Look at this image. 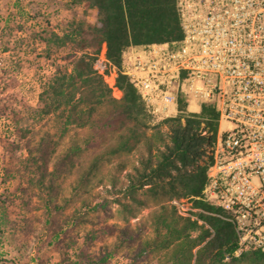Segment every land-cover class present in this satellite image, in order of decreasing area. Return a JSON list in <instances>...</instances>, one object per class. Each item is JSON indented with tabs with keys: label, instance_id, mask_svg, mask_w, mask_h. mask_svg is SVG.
Returning a JSON list of instances; mask_svg holds the SVG:
<instances>
[{
	"label": "trees",
	"instance_id": "obj_1",
	"mask_svg": "<svg viewBox=\"0 0 264 264\" xmlns=\"http://www.w3.org/2000/svg\"><path fill=\"white\" fill-rule=\"evenodd\" d=\"M175 1L71 0L85 14L94 10L96 22L75 21L61 35L51 32V38L40 36L45 46L69 44L74 59L69 70L57 66L39 94V117L51 118L54 131L45 130L35 139L31 130H15L23 141L15 148L23 147L26 156L3 168L8 179H13L15 173L19 175L24 183L22 195L34 190L39 193L41 206L31 208H43L41 227L31 230V201L19 200L16 195L0 196V232L16 252L15 264H106L126 245L125 257L132 264L171 246L172 257L162 264H264V252L259 251L224 261L236 247V234L230 223L210 215H221L219 209L200 199L217 139L216 109L202 104L198 114L151 124L126 76L117 73L121 98L116 100L93 68L103 46L106 59L119 70L121 53L129 45L180 41L182 30ZM185 107L179 98V111H185ZM70 130L77 131L63 145ZM79 131L86 135L84 139L77 138ZM73 174L68 184L72 198H68L62 193L63 185ZM94 186L97 188L92 193ZM183 199L201 212L179 214L170 202ZM72 201H79V206L72 214L64 215ZM151 204L155 209L147 221L138 223L136 230L120 229V240L111 250L98 256L83 250L73 258L67 254L65 241L72 237L69 232L75 220L80 227L87 225L90 215L109 218L114 205L121 217L135 218L140 208ZM17 209L24 213L20 220L11 217ZM148 228L153 236L143 238L141 245L130 250ZM112 232L108 228L99 230L101 236ZM29 235L42 240L38 249L42 245L51 248L59 260L52 262L43 249L32 256ZM94 239L97 235L92 233L83 243L90 245Z\"/></svg>",
	"mask_w": 264,
	"mask_h": 264
},
{
	"label": "built area",
	"instance_id": "obj_2",
	"mask_svg": "<svg viewBox=\"0 0 264 264\" xmlns=\"http://www.w3.org/2000/svg\"><path fill=\"white\" fill-rule=\"evenodd\" d=\"M175 5L180 41L129 45L119 70L103 46L93 68L116 100L117 73L126 76L152 124L198 114L202 104L216 109L217 139L200 199L219 209L221 215H210L230 223L236 234V247L224 261L264 252V0ZM170 203L183 216L201 212L182 200Z\"/></svg>",
	"mask_w": 264,
	"mask_h": 264
},
{
	"label": "rangeland",
	"instance_id": "obj_3",
	"mask_svg": "<svg viewBox=\"0 0 264 264\" xmlns=\"http://www.w3.org/2000/svg\"><path fill=\"white\" fill-rule=\"evenodd\" d=\"M75 21L94 24L96 13L91 10L85 14L82 7L71 3V0H0V196L13 197L16 195L20 196L19 200L28 199L31 201L29 207L32 214V220L29 223L32 225L31 230L40 228L43 220V208L40 207L38 210L31 208L32 206H41L39 193L34 190L27 195H22L20 188L24 186V183L21 182L19 175L15 173L13 179H8L4 176L3 168L16 160L22 161L26 156L23 147L15 148L16 145L20 146L23 142L18 138L15 130H31L36 139L43 131L52 129L53 120L51 118L41 119L39 117V109L42 106L39 94L54 75L56 68L65 67L68 70L71 68L74 57L70 54L74 50L69 44L60 47L55 44L45 46L40 41V36L45 35L47 38H51V32L61 35ZM50 131L53 132L54 128ZM75 131L68 132L67 137L63 140V145L68 143V139L74 136ZM81 133L80 131L76 133L78 139L85 138L86 135ZM82 146H84L83 143ZM106 174L107 170L104 171L103 176ZM74 177V174L70 175L63 185L62 193L68 198H72L68 184ZM96 188L97 186L92 188V193L96 191ZM19 200L17 203L20 205ZM182 201L184 204H190L186 199ZM78 206L79 201L70 202L65 208L64 215L72 214ZM154 209L155 206L151 204L148 207L140 208L135 218L125 219L120 216L114 205L109 218L102 215H90L87 217L89 219L87 225L82 224L80 227L77 226L75 220L73 229L69 232L72 237L65 241L67 254L73 258L78 255L80 250H83L91 256H98L106 249L111 250L113 245L120 240L118 236L120 229L130 227L136 230V225L147 221L148 215ZM85 210L83 209V211ZM83 211L80 212L83 214ZM15 212L11 217L14 220H16L15 218L20 220V216L24 213H21L19 209ZM61 218L58 217L59 220ZM63 221H66L65 217ZM101 228H108L113 232L110 235L103 234L101 236L99 233ZM92 233L97 235V239L91 241L90 245L83 243L87 235ZM29 236L32 237V239L30 238L32 256L43 249L42 253L50 256L52 262L59 260V255L54 253L51 248L42 245L41 249H38L42 240L38 241L32 235ZM151 236L153 233L148 228L136 242L130 245L129 249L133 250V247L141 245L143 238ZM127 248V245L123 246L117 255L106 264H132L125 257ZM172 250L171 246L170 249L158 255L142 259L134 264H162L164 260L172 257ZM15 254L16 252L4 241V233H1L0 264H15L13 261Z\"/></svg>",
	"mask_w": 264,
	"mask_h": 264
}]
</instances>
